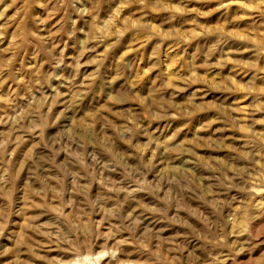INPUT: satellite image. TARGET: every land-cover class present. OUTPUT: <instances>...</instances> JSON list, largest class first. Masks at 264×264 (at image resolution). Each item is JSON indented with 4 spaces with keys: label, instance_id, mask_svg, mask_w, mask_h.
<instances>
[{
    "label": "rangeland",
    "instance_id": "1",
    "mask_svg": "<svg viewBox=\"0 0 264 264\" xmlns=\"http://www.w3.org/2000/svg\"><path fill=\"white\" fill-rule=\"evenodd\" d=\"M125 3L0 2V264H264V15Z\"/></svg>",
    "mask_w": 264,
    "mask_h": 264
},
{
    "label": "clouds",
    "instance_id": "2",
    "mask_svg": "<svg viewBox=\"0 0 264 264\" xmlns=\"http://www.w3.org/2000/svg\"><path fill=\"white\" fill-rule=\"evenodd\" d=\"M0 2H2V0H0ZM229 5L230 4H239L241 7L248 9L251 13L255 14H261L264 15V0H228ZM181 3H183V0H181ZM129 4H137L142 6V8L144 9H148L151 8L153 6H160L162 8V10L165 11H171V12H184V11H188V9L186 8V6L184 8H181L179 4H165L164 0H156V5H153L151 0H126V3L122 5V7H126ZM222 7H226L228 5H221ZM6 11V9H5ZM4 18V13L0 12V19ZM115 19V18H114ZM4 34H5V26L4 25H0V43L4 42ZM105 35H107L106 32H104ZM118 35L123 36L124 32L121 31L118 33ZM15 43V41H13V44ZM0 102H6L3 100V98H0ZM3 110L0 109V112H2ZM15 121L16 124H18L20 122V117H12L9 116L7 112H4L3 115H0V124H7V123H11ZM133 127H138L139 125L136 123V121L134 120L132 122ZM13 128L15 130V124L13 125ZM32 131H35V126L33 125L31 127ZM12 142L11 141V136L7 135L5 139L0 140V165H2L4 163V156L5 153L7 152L8 149V145L9 143ZM155 144L157 146V150H159V148H163L166 152H172L174 151V149L172 147H169V145L171 144V138H169V140L167 141H155L153 140L150 144L149 147H152V145ZM144 154L141 153V159H143ZM151 167V164L148 163L147 161L144 162V169H148ZM7 175V169H0V184H3L5 182V176ZM257 207H261L264 208V203L258 204ZM152 211H155V209H152ZM3 225L0 224V236L3 235ZM245 233H247L248 235H252V233L248 232V229L245 228L243 230ZM261 235H264V233H261ZM102 238L105 241V245H104V260H105V264H143V262H133L132 260H126L122 258V245L127 243L128 241L126 240H120L118 242H116L115 244H109L108 241L109 239L112 240H116V237L113 235L111 237L109 236H102ZM258 238V237H256ZM81 250H87V248L89 247L88 244H82L80 245ZM13 251V249L7 248L4 250V255H6L8 252ZM74 255H76V253H74ZM157 259L161 260L163 259L162 256L157 255ZM62 264H80V262L78 260H74V259H69L67 261H63ZM155 264V262H154Z\"/></svg>",
    "mask_w": 264,
    "mask_h": 264
}]
</instances>
